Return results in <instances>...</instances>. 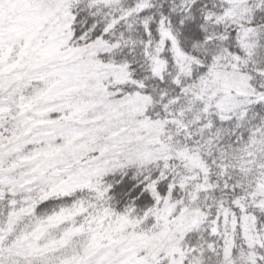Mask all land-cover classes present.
Wrapping results in <instances>:
<instances>
[{
    "label": "snow or ice",
    "instance_id": "1",
    "mask_svg": "<svg viewBox=\"0 0 264 264\" xmlns=\"http://www.w3.org/2000/svg\"><path fill=\"white\" fill-rule=\"evenodd\" d=\"M0 264H264V0H0Z\"/></svg>",
    "mask_w": 264,
    "mask_h": 264
}]
</instances>
